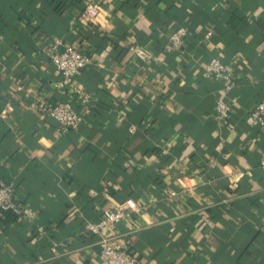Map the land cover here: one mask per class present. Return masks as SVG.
<instances>
[{
  "label": "crops",
  "instance_id": "0c3cea01",
  "mask_svg": "<svg viewBox=\"0 0 264 264\" xmlns=\"http://www.w3.org/2000/svg\"><path fill=\"white\" fill-rule=\"evenodd\" d=\"M94 4L98 23L84 20ZM179 25L184 46L168 50ZM55 39L89 50L88 97L54 86ZM212 57L234 70L221 123ZM263 96L264 0H0V177L22 208L0 217V264H90L86 221L128 197L140 210L102 234L141 264H264V127L248 113ZM39 97L71 100L80 127L61 132Z\"/></svg>",
  "mask_w": 264,
  "mask_h": 264
},
{
  "label": "built area",
  "instance_id": "2783aa9c",
  "mask_svg": "<svg viewBox=\"0 0 264 264\" xmlns=\"http://www.w3.org/2000/svg\"><path fill=\"white\" fill-rule=\"evenodd\" d=\"M100 14L97 5H89L86 8L84 20L98 23ZM187 34L188 27L179 25L169 36L167 49L181 50ZM213 34L214 28L211 27L207 30L206 36L209 37ZM132 50L139 57H143L137 46H134ZM47 52L55 69L63 76V80L54 82V86H66L73 97L77 99L88 97L86 91L78 85L76 74L92 63L89 50L63 42L61 39H55L48 45ZM203 68L207 74L224 81L223 92L215 98L213 118L220 123L225 122L232 112V104L228 100L227 93L234 86V70L232 66L225 64L218 57H212L204 64ZM31 107L37 112L55 119L61 132L78 129L84 120V113L78 110L71 100L61 99L52 102L39 97L31 104ZM248 113L255 126L264 127V96L249 109ZM134 130L135 126L132 125L130 131ZM259 167L264 172V156L259 160ZM176 194L177 191L170 188L166 192V197ZM150 201L152 202V200ZM9 210L19 213L22 208L15 197L14 182L0 177V217H5V212ZM139 210L138 202L134 198L128 197L120 204L105 208L101 218L86 221L85 231L98 236L100 247L98 257L90 264H141L140 258L132 252L127 243L115 242L102 234V230L106 226L117 225L122 221L129 220ZM38 229L44 231L42 227Z\"/></svg>",
  "mask_w": 264,
  "mask_h": 264
},
{
  "label": "trees",
  "instance_id": "16d2710c",
  "mask_svg": "<svg viewBox=\"0 0 264 264\" xmlns=\"http://www.w3.org/2000/svg\"><path fill=\"white\" fill-rule=\"evenodd\" d=\"M7 212H8V211L5 212V217H3V218H6V217H7Z\"/></svg>",
  "mask_w": 264,
  "mask_h": 264
}]
</instances>
